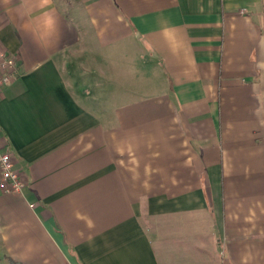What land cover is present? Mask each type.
<instances>
[{
    "label": "crops",
    "instance_id": "crops-1",
    "mask_svg": "<svg viewBox=\"0 0 264 264\" xmlns=\"http://www.w3.org/2000/svg\"><path fill=\"white\" fill-rule=\"evenodd\" d=\"M0 49V264H264V0H0Z\"/></svg>",
    "mask_w": 264,
    "mask_h": 264
},
{
    "label": "built area",
    "instance_id": "built-area-1",
    "mask_svg": "<svg viewBox=\"0 0 264 264\" xmlns=\"http://www.w3.org/2000/svg\"><path fill=\"white\" fill-rule=\"evenodd\" d=\"M17 74L18 58L16 54L0 49V90L11 83ZM23 185L11 153H3L0 157V193L21 191Z\"/></svg>",
    "mask_w": 264,
    "mask_h": 264
},
{
    "label": "clouds",
    "instance_id": "clouds-1",
    "mask_svg": "<svg viewBox=\"0 0 264 264\" xmlns=\"http://www.w3.org/2000/svg\"><path fill=\"white\" fill-rule=\"evenodd\" d=\"M46 25L48 27V35H51V33L54 31L55 29V23L54 20L52 18H49L46 20Z\"/></svg>",
    "mask_w": 264,
    "mask_h": 264
},
{
    "label": "trees",
    "instance_id": "trees-1",
    "mask_svg": "<svg viewBox=\"0 0 264 264\" xmlns=\"http://www.w3.org/2000/svg\"><path fill=\"white\" fill-rule=\"evenodd\" d=\"M9 264H22L21 262H17L13 260L12 258H9Z\"/></svg>",
    "mask_w": 264,
    "mask_h": 264
}]
</instances>
